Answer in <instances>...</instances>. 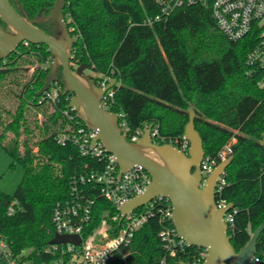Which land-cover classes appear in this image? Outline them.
Here are the masks:
<instances>
[{"label":"trees","instance_id":"16d2710c","mask_svg":"<svg viewBox=\"0 0 264 264\" xmlns=\"http://www.w3.org/2000/svg\"><path fill=\"white\" fill-rule=\"evenodd\" d=\"M9 1L18 12L21 6L30 19L54 2ZM162 1L65 0L62 13L67 27L73 29L71 67L83 63L95 74L96 84L99 75L115 79L110 111L122 112L131 129L145 124L157 127L156 143L181 146L187 108L193 105L205 155L214 157L229 144L233 159L224 171L219 198L233 204V226L227 231L239 251L264 222V90L245 75V57L256 37L250 33L228 40L203 4L182 5L155 20ZM1 25L6 26L0 19ZM34 25L54 37L59 34L51 19ZM51 58L46 45L32 43H21L0 58V91L11 87L15 104L5 109L0 102V148L10 157V167L18 164L23 169L12 194L0 191V241L19 264H45L51 259L46 249L54 234L52 209L69 199L72 180L93 163L75 146L56 142L59 133L84 122L68 108L65 96L72 93L60 92L55 102L37 94ZM56 73L55 83L63 90L60 66ZM65 110L75 119L66 116ZM10 206L13 212L8 211ZM116 212L110 202L97 196L84 234L102 217ZM162 226L158 217L149 218L135 232L131 246L109 264H158L165 254L158 236ZM187 250L194 253L197 247ZM255 255L264 264V229ZM178 260L193 262L188 255Z\"/></svg>","mask_w":264,"mask_h":264},{"label":"built area","instance_id":"2783aa9c","mask_svg":"<svg viewBox=\"0 0 264 264\" xmlns=\"http://www.w3.org/2000/svg\"><path fill=\"white\" fill-rule=\"evenodd\" d=\"M195 4H203L209 8L216 27L228 40L236 41L250 33L254 34L256 41L245 57V75L253 78L256 86L264 90V0H163L160 15H157L155 20L167 16L176 7ZM111 80L107 76L99 75L97 85L105 88ZM60 92L63 93V90L52 82L41 95L55 102ZM112 98L113 89L110 87L100 100L103 109L110 110ZM65 99L70 100V97L66 95ZM69 109L73 111L72 108ZM75 113L77 114L76 111ZM64 114L70 119H75L67 110ZM116 114L118 127L129 142L137 141L148 127L145 124L131 129L124 119V114L122 112ZM95 136V129L79 125L75 130L61 132L56 137L59 145L75 146L82 157L89 158L93 163L87 165L84 172L72 180L69 199L56 203L51 212L50 222L54 234L78 235L80 241L78 244L71 242L49 244L46 252L51 255V259L45 264H109L123 248L131 246L135 232L154 216L158 217L163 225L158 236L165 254L159 259L158 264H178L180 262L178 257L182 255L190 256L192 263L203 260L206 249L197 247L196 252L189 254L187 250L189 246L178 235L170 219L172 205L166 196L156 195L144 205L121 216L117 208L139 194L150 183L151 178L140 165H133L119 173L114 155L108 152L100 141H95ZM157 136L158 129L153 126L150 137L155 142ZM180 145V149L187 150L188 140L184 136ZM230 153L231 149L227 144L214 157L204 154L200 165L202 179L204 180L216 164ZM224 184L223 172L215 187L216 204L219 207L227 204L224 199L219 198ZM97 196L110 202L117 212L102 217L99 224L85 235ZM232 209L224 214L227 230L233 226ZM8 211L13 212V207L10 206ZM247 231L250 233L249 227ZM2 259L8 264H19L18 258H13L7 245L0 241V260ZM253 260L255 264H260V259L255 254Z\"/></svg>","mask_w":264,"mask_h":264},{"label":"water","instance_id":"95a60500","mask_svg":"<svg viewBox=\"0 0 264 264\" xmlns=\"http://www.w3.org/2000/svg\"><path fill=\"white\" fill-rule=\"evenodd\" d=\"M64 5L65 0H54L49 9L41 10L34 19H30L21 6L18 12L9 0H0V19L8 28L0 26V58L8 56L23 42L46 45L52 52V58L37 94L41 95L58 79L56 72L60 66L63 93H72L68 107L77 112L86 127L96 130L94 140L100 141L114 155L119 173L133 165H140L148 172L150 183L117 208L121 216L156 195L166 196L172 205L170 219L178 235L188 246L202 247L207 251L201 262L191 264H255L253 255L264 222L254 229L247 243L235 251L224 221V214L233 208V204L229 202L221 207L216 204L217 181L233 156L219 161L202 179L200 165L205 151L194 125L193 105L187 108L188 122L184 128V137L188 140L186 151L171 143L154 142L150 137L152 125H148L137 141L129 142L118 127L117 114L103 109L100 104L101 97L106 89L112 87L115 79L102 88L95 83L92 75L84 73L87 68L83 63L76 65L75 69L71 67L73 38L62 13ZM43 19L56 22L59 27L56 37L34 25ZM79 241L78 235L54 234L49 244H78ZM178 264L187 263L180 261Z\"/></svg>","mask_w":264,"mask_h":264},{"label":"rangeland","instance_id":"374dc122","mask_svg":"<svg viewBox=\"0 0 264 264\" xmlns=\"http://www.w3.org/2000/svg\"><path fill=\"white\" fill-rule=\"evenodd\" d=\"M35 64L37 63L34 62V64L30 65L28 71L25 72L26 77L32 73ZM76 65L77 64L74 63L72 68L75 69ZM84 73L95 76V74L89 69H85ZM9 88L11 87H6L0 91V102L4 104L5 109H13L15 106ZM16 88L17 87L13 86L14 90H16ZM233 139L231 141L234 142L235 139ZM10 162L11 159L6 151L3 148H0V191L7 194H12L14 192L23 175L22 167L18 164L10 167ZM0 264H8V262L5 259H2L0 260Z\"/></svg>","mask_w":264,"mask_h":264},{"label":"flooded vegetation","instance_id":"af4514ba","mask_svg":"<svg viewBox=\"0 0 264 264\" xmlns=\"http://www.w3.org/2000/svg\"><path fill=\"white\" fill-rule=\"evenodd\" d=\"M1 27L4 28V29H8L7 26H4V25H1Z\"/></svg>","mask_w":264,"mask_h":264}]
</instances>
